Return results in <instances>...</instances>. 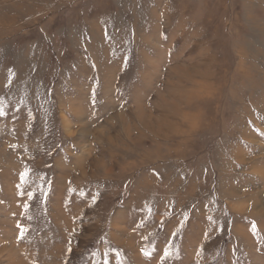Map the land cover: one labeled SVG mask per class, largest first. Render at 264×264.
I'll return each instance as SVG.
<instances>
[{"label":"rangeland","instance_id":"rangeland-1","mask_svg":"<svg viewBox=\"0 0 264 264\" xmlns=\"http://www.w3.org/2000/svg\"><path fill=\"white\" fill-rule=\"evenodd\" d=\"M0 264H264V0H0Z\"/></svg>","mask_w":264,"mask_h":264}]
</instances>
